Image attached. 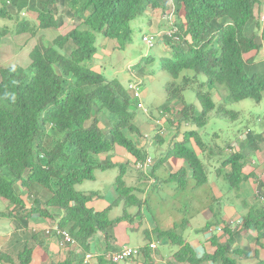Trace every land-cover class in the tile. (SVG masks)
Masks as SVG:
<instances>
[{"label":"trees","instance_id":"obj_1","mask_svg":"<svg viewBox=\"0 0 264 264\" xmlns=\"http://www.w3.org/2000/svg\"><path fill=\"white\" fill-rule=\"evenodd\" d=\"M260 3L261 0H0V20L12 24L1 29L0 38L25 36V41H29L38 31L57 30L65 18L78 22L68 33L57 35L48 44L35 43L29 50L26 68L20 65L0 68V200L7 209L6 214L0 212V220L10 225V230L25 231L32 216L49 218L84 249L90 238L99 232L111 237L110 231L126 216V209L136 207L139 212L148 203L150 193L146 191L147 197H144L142 189L126 185L123 177L131 171L127 164L100 163L101 169L119 167L114 180L118 197L114 202L124 203V215L109 219L108 211L88 208L87 203L97 195L77 188L95 179L94 170L98 165L93 156L110 157L108 154L116 147L135 160H143L147 154L126 134L127 131L137 132L130 91L117 79L109 80L90 67L98 52L99 40L124 51L133 42L134 31L130 27L133 21L140 19L149 26L158 10L163 14L162 19L171 13H180L186 26H180L175 35L189 36L190 42L179 39L180 43L172 45L165 38L161 40L171 50L170 57L160 63L175 78L171 84L172 101L183 98L187 87L185 83L176 82L178 75L193 74L205 78L199 88L221 85L233 101L259 102L264 96V64L244 60L243 55L261 48L256 38L260 24L254 16L255 6ZM27 13L35 15L33 24L20 17ZM162 19L155 23L159 24ZM261 38L264 40V25ZM159 44L160 40L158 43L153 40L154 47ZM143 62L148 65L152 61L144 58ZM135 67L141 75L146 73L143 65ZM199 98L203 109L200 117L193 121L200 127L215 105L208 93ZM103 110L115 120L113 125H105V129L99 127L102 117L96 116ZM229 117L234 120L237 115L232 113ZM261 129V135L249 131L238 150L228 143L231 152L222 159L220 167L227 166L230 170L222 169L216 174H222L229 188L239 191L243 181L254 177L259 191H264L263 180L253 172L243 173L247 157L253 158L256 151H264ZM190 137L193 145L188 142ZM154 138L156 147L162 141L158 134ZM183 138L174 143L166 157L183 160L187 170L192 172L195 185H202L207 180L203 156L207 153L206 147L195 132L185 133ZM187 170L181 168L157 180L164 182L165 189L169 187L166 184L177 181L181 188L185 185ZM150 175L153 177L147 172L142 177ZM247 204L246 199L241 203L243 207ZM249 212L243 218V228L264 237V206L253 207ZM220 223L224 224L221 239L225 235L228 239L221 243L212 236L210 242L215 251L201 259H196L194 251L174 230L162 231L157 227L155 231L158 238L167 236L171 245L180 247L174 253L179 261L201 264L208 259L234 264L228 258V249L234 242L241 241L240 231L230 229L225 221ZM213 224L209 222L207 228ZM241 251L250 255L248 248ZM28 263L29 252L24 251L19 256V264Z\"/></svg>","mask_w":264,"mask_h":264},{"label":"rangeland","instance_id":"obj_2","mask_svg":"<svg viewBox=\"0 0 264 264\" xmlns=\"http://www.w3.org/2000/svg\"><path fill=\"white\" fill-rule=\"evenodd\" d=\"M257 10L264 12V0H261L260 8H257ZM20 17L27 18L30 23L33 24L32 20H34L35 15L27 13L25 16L21 15ZM162 17L163 14H161L159 10L156 11L153 23H155L157 19H162ZM153 23L149 25L152 26L153 32L163 29V24L159 28L158 22H156L155 25H153ZM77 24L78 22H72L71 20L65 18V22L62 25L63 27L58 30V33L66 34ZM10 26H12L11 22L0 20V31L2 28H9ZM130 27L134 31L132 44L128 45L124 51H120L117 50V48L115 49V47L113 48L109 42L106 43L105 40H99L98 52L93 56V63L90 67L95 71L101 72L109 80L120 79L125 85L129 79H132V77L129 76L131 70L133 69L131 66H136L138 63H140L142 58L146 56L152 57L153 60L148 65L146 73L140 78L142 82L140 91H144L145 93L142 104L144 110H146L147 113H144L143 110H138L134 106L132 108V112L135 115L134 123L138 131L145 132V135L141 136L148 137L150 140L155 141V132L153 131L152 133H149V131H147V129L152 126L150 119L158 120L159 118H163L161 111L165 106L167 112L170 115L175 116L176 122H181L184 114L183 105L186 106L187 103H189V96L192 95L194 97L195 92L193 90H186L184 93L183 102L178 100L171 102L174 95L171 84L174 83V81L171 78V74L166 69H164L160 63L162 58L169 54V50L162 45H156L151 50L146 48V46L140 40L141 33H150L152 31L142 20L140 21V19H138L133 21L130 24ZM256 32H259V29L256 30ZM56 35L57 30L46 29L40 31V33L38 31L36 36L31 37L29 41H25V36L23 38L19 36L14 38V36L11 35L5 36L0 40V68L2 66L7 67L12 65H28L29 61L27 58V52L29 49L34 46L35 43L39 44L44 41V43L48 44V41L51 42ZM256 38L258 39V37ZM244 59H252L254 64H263L264 52L261 50L252 51L251 53L244 55ZM128 69L130 70L128 71ZM133 73L136 74L135 76H140L138 72L135 73V71H133ZM214 87L215 89H225L226 96H222L221 94L218 95L212 85L207 87V91L212 98L213 103L215 104V108L208 114L207 122L199 128V134L203 140V142H201L207 150V153L203 155L205 156L204 159H206L205 163L207 164L206 182L197 186L195 185V180L192 178V174H190L189 178L185 179V185L181 188L180 182L177 181L166 184L169 187H166L165 189L164 182L159 183L156 178H152L153 182L151 181L152 179H148V186L147 184L139 185L143 190L147 189V193H150L149 198H151V201H148V203L144 205L145 210L142 212L143 219L145 221L150 223L155 222L156 226L163 230H171L173 227H175L174 231L176 235L177 233L183 232V230H187V228H191L192 225H196V228L199 229V231L190 234L188 239L184 238V243L186 240H198V238L202 237V228L208 221L203 217L206 215V212L212 213L214 217L210 222H213L215 223L214 225H216L217 223H220L224 220L222 217V210L225 205L235 207L241 215V218H244L247 214H249L250 209L256 207V202L252 197L248 198L249 205L247 204V209L245 206L243 207L241 203L243 200L245 201V198L242 194V191L229 188L228 181L222 177V174L218 175L216 172L221 173L222 169L225 171L230 170L229 167H220V163L225 157L224 150L227 149V145L233 142L234 139H236L239 143V138L241 135H244V132L242 131L246 130L245 128L254 126L256 124H261L264 126V99L259 103H254V101L250 99L234 103L226 98L228 96V92L225 86L215 85ZM218 100H222V105L218 103ZM133 102L136 104L134 99ZM232 113L240 114L238 115V118L233 120L231 119L232 117H229L232 115ZM99 114L100 117H102L101 125L99 126L101 129L104 128V124H114V118H112L110 113H108L106 110ZM155 127L157 126L155 125ZM180 130H183L182 126L180 127ZM168 132L169 130L167 128L165 129L163 135H160V137L168 143L164 142V144L161 146L155 145L159 150L147 148L148 155L151 157V159L157 161L151 173L153 176L157 178L160 177L161 179L167 178L169 174L173 172L167 168L168 164H170V160L158 162L161 154L166 152L165 150L168 147L171 148L173 143L177 140L174 130H171L170 133ZM138 135L139 134L137 132L134 134L131 132L127 133V136L132 140H134ZM135 143L137 144V142ZM195 148L198 149L197 147ZM210 148H212V150H208ZM229 153L230 151L227 152L226 156ZM254 155L255 156L253 158L249 156L247 157L246 163L244 164V171L247 172L254 169L253 171L259 176V178L264 180V168L262 166L264 164V151H256ZM217 158H219V160ZM116 171L117 176L118 169L112 172L115 173ZM105 172L109 173L110 171L106 170ZM95 174H99L100 176L104 173H100L98 170L95 171ZM129 174L133 175V177H135L134 179L139 180L141 178L140 175L137 172L134 173L133 170L129 171ZM223 174H225V172ZM250 181L252 180H249L248 183ZM87 183L88 182H84L77 188L85 189L87 188ZM98 184H101L100 180L97 181V185ZM250 185L252 186L253 190L254 188L251 183H249L247 187H250ZM17 192H19L18 189ZM253 192H256V190ZM105 193L106 192H104V194ZM139 196H141V194ZM143 196L147 197V195L144 194ZM247 196L245 195V197ZM258 196L261 197L263 195L258 194ZM4 204L0 200V208L4 209ZM136 218L137 216H134L132 217V220ZM145 225L146 223L144 226ZM142 229L136 230V232H139L141 238L144 239ZM215 232H219L218 227L215 229ZM196 234H198L197 237ZM168 249L174 250L175 246L171 245V248ZM122 262H119V264H122Z\"/></svg>","mask_w":264,"mask_h":264},{"label":"crops","instance_id":"obj_3","mask_svg":"<svg viewBox=\"0 0 264 264\" xmlns=\"http://www.w3.org/2000/svg\"><path fill=\"white\" fill-rule=\"evenodd\" d=\"M147 131L151 133L152 127L150 126ZM140 133L142 135H145V132L143 131ZM141 137L142 136L140 135L136 137L137 139L135 138L137 145L138 147L147 150V147H150L152 145V142L148 143V141L146 140L142 141ZM177 140L180 141V137H178ZM150 148L158 150V148L153 146H151ZM109 156L110 157H106L105 155L93 156V159L95 161L94 163L98 165L94 170L95 179L92 181H85L88 182L86 185L87 188L83 190L91 191L95 195H97L87 203L89 209H92L96 212L106 210L108 211V217L110 219H116L124 215V203L122 201L114 202L118 197L116 187L113 184L117 171L115 173H113L112 171H115L117 169H101L99 167V164H127L130 169L134 171L133 163L135 161V158L122 150L120 147H116L113 151V155ZM169 160L170 164H168L167 168L173 172L177 171L183 166L181 160L174 158H171ZM98 170L100 171V173L104 174H101L100 176L99 174H95V171ZM106 170H109L110 172L106 173ZM135 172L136 170L134 171V173ZM250 172L252 171L245 172L243 168L244 174H248ZM134 178L135 177H133V175H130L129 172L123 177L126 185L137 187L141 184L142 178H140L139 180ZM152 178H156L158 180L161 179L160 177H151L150 175V177H144L143 181L145 184H147L148 179ZM98 180H100L101 184L97 185ZM249 180L252 179L243 181L241 183L242 185L240 186V190L242 191L244 198H247L248 203V198L252 197V195L254 194L253 191L256 190L257 193L259 192V188H257L254 180L249 182L253 185L254 189L252 190L251 185L250 187H247L249 184ZM151 181L153 182V179ZM104 192L106 193L104 194ZM143 194L145 195L146 192H144ZM259 194H262L264 196V191H260ZM245 195L249 196L245 197ZM263 196L261 197V203H263ZM149 201H151V198H149ZM3 208L4 209L0 208V212H3L5 210V206H3ZM144 210L145 209H140L138 213L141 212V214L137 215L138 219L136 218L132 220V217L135 216L136 207L127 208L126 216H124V218L120 220L110 231L111 237H105L104 234L97 233L88 241L87 249L82 248L75 241L73 245H59L58 237L44 236L42 233H38V231H35V229L40 230L46 224L45 220L38 216L32 217V220L29 224V230L26 229L25 231L20 232L18 230L21 229L10 230V225H6V222H2L0 220V264H19V256L24 251L29 252V264H80L86 253L93 254V259H91L88 264H115L109 260L108 255L117 252L121 248V246L126 245L140 248L141 254L136 258L128 259L123 262L121 261L122 264H186L179 262V260L174 257V253L179 249L178 246L175 245V249L170 250L168 248H171V241H169V239H167L166 237H161V239L157 237V233L155 231L157 226L155 222L150 223L143 219L142 212H144ZM240 216L241 215L235 207L225 205L222 210V217L224 219L223 221H226L227 223H235L238 219H241ZM203 217L204 219L208 220L204 226L209 225V222L213 219L212 213L206 212V215ZM144 222L146 223L145 226ZM209 227L211 231L206 232V234H204V236L202 235V237L198 238V240H186V242L189 243V245L195 252L196 259H201L205 255L212 254L214 252V246L210 243V239L212 236H214L213 234H216L217 236H221L222 234V231L220 232V229L219 232H215V229L217 227H222L221 225L218 226L213 224ZM141 229L143 230L145 240L141 238L139 232H136V230ZM196 230V225H192L191 228H187V230H183V232L178 234L188 239L189 235L195 233ZM250 233L251 232H246L243 235L247 236ZM197 236L198 234H196V237ZM252 240L253 239H251V241ZM238 242L240 241L234 243L237 244ZM150 243H154L156 247L154 249H150L148 247ZM258 244L260 245V247L258 245L248 244L247 241L242 239V246L248 245L257 251L256 256L249 258L244 264H256L258 261L264 260V240H260ZM201 264H220V262L210 261L206 259Z\"/></svg>","mask_w":264,"mask_h":264},{"label":"clouds","instance_id":"obj_4","mask_svg":"<svg viewBox=\"0 0 264 264\" xmlns=\"http://www.w3.org/2000/svg\"><path fill=\"white\" fill-rule=\"evenodd\" d=\"M261 4V3H260ZM260 4L259 5H256L255 6V9H254V16H255V20L260 24V26L259 27H257L256 28V30H258L259 29V32L257 33V37H258V39H259V44H261V48L259 49V50H261L262 52H264V40H262V38H261V34L263 33V25H264V12L263 11H258L257 10V8H260ZM22 15H24V14H22ZM66 19H68V18H66ZM70 20V19H69ZM72 21V20H71ZM73 22V21H72ZM162 24H163V29L162 30H160V31H157V32H153V28H152V26H148L150 29H151V31L152 32H150V33H147V32H142L141 33V36H140V40H141V42L146 46V48L148 49V50H151V49H153L154 48V46H153V40H156L157 41V43H158V41L160 40V44L159 45H162V46H164L166 49H168L169 50V54L167 55V56H165V57H167V58H169L170 57V55H171V50H170V48L166 45V44H164V42H161V40L163 39V38H165L166 40H168V41H170L171 43H172V45H175V44H177V43H180V40L179 39H185L186 41H188V42H190V38H189V36H181L180 38L178 37V35H175L177 32H178V29L180 28V26H186V21H185V18H184V16L182 15V14H177V15H175L174 13H171L167 18H163L162 19V21H160V23H159V28L162 26ZM153 25H155L154 23H153ZM166 25H168V26H166ZM61 27H63V26H61ZM60 27V28H61ZM60 28H58L57 29V35H65V34H60V33H58V30L60 29ZM56 35V36H57ZM55 36V37H56ZM5 36H3V37H1L0 38V40L2 39V38H4ZM54 37V38H55ZM147 38L148 40H143L144 38ZM48 43H49V41H48ZM31 49V48H30ZM29 49V50H30ZM258 50V51H259ZM252 52V51H251ZM250 52V53H251ZM28 53H29V51L27 52V58H28ZM247 54H249V53H247ZM247 54H244V55H247ZM244 55H243V59H244ZM165 57H163V58H165ZM144 58H149V59H151V61L153 60L152 59V57H150V56H146V57H144ZM144 58H142V61H140V63H138V64H140L141 66L143 65L144 66V68L146 69V71H147V67H148V65L145 63V62H143V59ZM162 58V59H163ZM244 60H246V59H244ZM28 61H29V58H28ZM29 64V63H28ZM137 64V65H138ZM264 64V63H263ZM22 66V65H21ZM28 65H26V66H22L23 68H26ZM135 66H131V68H133L132 70H131V72H130V77H132V79H129L128 80V82L124 85L122 82H121V80L120 79H117L119 82H120V84L122 85V87L124 88V89H126V90H129L130 91V94H131V99H132V104H133V106L134 107H136L138 110H143V112L144 113H147L146 112V110H144V108H143V104H142V100H143V98H144V95H145V93H144V91L143 92H141L140 91V88H141V86H142V82H141V80H140V78H141V76H143V75H141L140 73H139V71L137 70V68L135 67ZM130 68V69H131ZM130 69H128V71L130 70ZM94 70V69H93ZM95 71V70H94ZM133 71H135V73H139V75L140 76H135L136 74H134L133 73ZM96 72H98V71H96ZM171 78L173 79V80H175V78H173L172 76H171ZM177 79V83L178 84H182V83H185V84H187V87L184 89L185 91L186 90H193L194 92H195V96L193 97L192 95H190L189 96V98H190V101H189V103H187V105L186 106H184L183 105V119L181 120V122L179 121V122H176V120H175V116H173V115H170L168 112H167V110H166V108H165V106L163 107V109H162V113H161V115H163V118H159L158 120H154V119H150V117H149V119H150V123L152 124V131H151V133L154 131L155 132V134H154V137H155V135L156 134H158L159 136L161 135H163V133H164V131H165V129H167L168 128V130H169V132L168 133H170L171 132V130L173 131L174 130V132H175V136L178 138V137H180V141H178V140H176L174 143H177V142H181V141H183V137H184V134L185 133H188V132H195L196 134H197V136L200 138V140L203 142V140H202V138L200 137V134H199V128L201 127H199L197 124V122H194L193 120L196 118V117H200V114H201V112H202V109H203V103H202V101H201V99L199 98L201 95H203L204 93H208V91H207V88H199V84H200V82H202V81H205V78L202 76V75H197V76H195V75H193V74H187V75H183V74H181V75H178V77L176 78ZM112 80V79H111ZM213 88L215 89V87L213 86ZM185 91L183 92V98H181V99H179L178 101H181V102H183V99H184V93H185ZM215 92L218 94V95H222V96H226V91H225V89H222V88H220V89H215ZM228 92V91H227ZM209 94V93H208ZM210 96V95H209ZM211 98V97H210ZM226 98H228V100H230L231 102H234V103H236V102H240V101H233L231 98H230V96H227ZM133 99L135 100V102H136V104L133 102ZM263 99H264V96H263ZM263 99H261L259 102H261ZM246 100V99H245ZM250 100H252V99H250ZM174 101H176V100H174ZM242 101V100H241ZM252 101H254V100H252ZM171 102H173V101H171ZM170 102V103H171ZM259 102H255L254 101V103H259ZM218 103L219 104H221L222 105V100H218ZM215 105V104H214ZM214 109V108H213ZM212 109V110H213ZM211 110V111H212ZM104 111V110H103ZM166 111V112H165ZM210 111V112H211ZM102 112V111H101ZM101 112H99V113H101ZM209 112V113H210ZM99 113H97V117L98 118H100L101 119V117H100V114ZM208 113V114H209ZM208 114H207V118H208ZM240 113H236V115H237V117L236 118H238V115H239ZM135 116V115H134ZM207 118H206V121H205V123L207 122ZM204 123V124H205ZM203 124V125H204ZM101 125V122L99 123V126ZM105 125H107L108 126V124H104L103 125V127H105ZM134 125H135V123H134ZM155 125L157 126V127H155ZM180 125V126H179ZM136 126V125H135ZM179 126V127H178ZM183 127V130H180V127ZM178 127V128H177ZM137 128V127H136ZM261 128H263V131H264V127H263V125H261V124H256V125H254V126H250V127H248V128H245L246 130H243L242 132H244V135H241L240 136V142L238 143L237 142V140L236 139H234V141L233 142H231L232 144H233V146L235 147V149L236 150H238V145H240L241 143H243L244 142V140L246 139V136H247V133L249 132V131H254V132H257V133H260V135H261V131H262V129ZM103 129H105V128H103ZM241 132V133H242ZM128 133V131L126 132V134ZM131 133H136V132H131ZM137 133L139 134L138 136H140V135H142L139 131H138V129H137ZM138 136H136V137H138ZM128 137V136H127ZM131 137V136H130ZM133 138V137H132ZM142 139V141H148V143H150V142H152V145L151 146H153V142L154 141H152V140H150L148 137H141ZM161 138V137H160ZM131 139V138H130ZM132 140V139H131ZM157 139H155V141H156ZM134 143L136 142V140L134 139V140H132ZM161 143L159 144L160 146L162 145V144H164V140L161 138ZM200 141V142H201ZM188 142H190L192 145L194 144V142H193V138H189V141ZM201 142V143H202ZM166 143V142H165ZM168 143V142H167ZM174 143H173V145H174ZM189 143V144H190ZM230 143V144H231ZM203 144V143H202ZM135 145L138 147V145L135 143ZM173 145H172V147H173ZM150 146V147H151ZM150 147H147V148H150ZM154 147V146H153ZM171 147V148H172ZM195 147V146H194ZM138 148H140V147H138ZM171 148H167L165 151L166 152H164L163 154H161V157H160V159L158 160V162H164V160H169V159H171V158H174V157H166V153L171 149ZM142 149V148H141ZM147 154H146V156H145V158L143 159V160H135L134 161V163H133V169H134V171L136 170V172L140 175V177L142 178V180H143V177H142V175L144 174V173H147V172H151L152 170H153V168H154V166H155V164L157 163V161H155V160H153V159H151V157L148 155V152H147V150H145V149H143ZM159 150V149H158ZM211 150V149H210ZM195 151H196V153L201 157V155H200V151L198 150V149H196L195 148ZM230 150L227 148V149H225L224 150V156H226V154H227V152H229ZM231 152V151H230ZM113 153V151L111 152V153H109L108 155H113L112 154ZM220 156V155H219ZM174 159H178V158H174ZM178 160H181V159H178ZM148 161H150V162H148ZM181 161H183V160H181ZM245 166V165H244ZM263 166V165H262ZM227 167V166H226ZM181 168H184L185 170H187L188 168H186V165L184 164V162H183V166L181 167ZM180 168V169H181ZM230 168V167H229ZM113 169H119V167H115V168H113ZM179 170V169H178ZM177 170V171H178ZM254 170V169H253ZM252 170V172H253V174L254 175H256V173L254 172ZM177 171H174V172H172V173H170L171 175L172 174H175ZM169 174V175H170ZM190 174H192V172H190L189 170H187V174H186V178H189V175ZM257 176V178H259V176L258 175H256ZM145 177V176H144ZM147 178V177H146ZM185 178V179H186ZM192 178H193V176H192ZM194 179V178H193ZM250 179H252V180H254V183L256 184V182H255V178L253 177V178H250ZM260 179V178H259ZM115 180V179H114ZM124 180V179H123ZM186 182V181H185ZM263 182H264V180H263ZM113 184H114V181H113ZM141 184H145L144 183V181H142L141 182ZM257 185V184H256ZM115 186V185H114ZM139 186V185H138ZM135 187V188H140V189H142L140 186L139 187ZM147 186H148V183H147ZM258 187V186H257ZM16 190H17V187H16ZM143 190V189H142ZM147 191V189H145V190H143V192H146ZM257 192V191H256ZM256 192H254V194L252 195V198L255 200V202H256V207L255 208H261L262 206H264V198H262V200H263V203H261V197L260 196H258V194H259V192L257 193V195H256ZM246 201H247V198H246ZM249 204V203H248ZM30 207V206H29ZM142 209H145V208H142ZM6 212H7V209H6V207H5V210L3 211V212H1V213H5L6 214ZM138 214H141V212L140 213H138L137 212V208H136V212H135V216H137ZM32 217H34V216H32ZM32 217L30 218V221L32 220ZM40 218H42V219H44L45 220V222H46V224H45V226H43L40 230L39 229H35V231H38V233H42L44 236H54V237H58V241H59V245H73L74 244V240H73V238L69 235V233L66 231V230H64L66 233H68V235L70 236V238L72 239V243H63V237L61 236V232H63V230H59L58 229V227H57V225H56V223L57 222H52L49 218H43V217H40ZM30 221H29V224H30ZM219 225H221L222 227H218L219 229H220V232L222 231V234H223V228H224V224H222V223H219L218 224V226ZM228 225H229V228L230 229H232V230H235V232H238V231H240V233H239V235L241 236V241L240 242H238L237 244H233L232 246H230L229 247V250H228V258H229V260H231V261H233L234 262V264H244L249 258H252V257H255L256 255H254V252L256 251V250H254L253 248H251L250 246H248V245H245V246H242L241 245V242H242V239L243 240H245V241H247L248 242V244H253V245H258L259 247H260V245L258 244L259 243V241L260 240H264V237H258V234L255 232V231H253V230H247V229H245V228H243V218H241V219H238L235 223L234 222H228ZM174 228L175 227H173L172 228V230H174ZM210 228V227H209ZM209 228H207V226H204L203 228H202V232H203V235L204 234H206V232H210L211 230L209 229ZM28 230H29V227L27 228ZM160 230H162V231H167V230H163V229H160ZM19 232L20 231H22V230H18ZM199 231V229H197L196 230V232H198ZM246 232H251L250 234H248L247 236L245 235H243L244 233H246ZM99 233H101V232H99ZM181 233V232H180ZM103 234V233H102ZM221 234V236H217L216 234H213L215 237H217V238H219L220 239V242L222 243V242H224V241H226L227 239H228V237H227V235H225V238H222L221 239V237H223V235ZM164 237H166L167 239H168V237L167 236H164ZM177 237H180L182 240L184 239V237L183 236H181L180 234H178L177 233ZM61 239V240H60ZM251 239H253L252 241H251ZM211 243V242H210ZM150 244H153L154 245V248L156 247V245L154 244V243H150ZM150 244L148 245V247L150 248V249H152L151 247H150ZM185 244H187L191 249H192V247L189 245V243L188 242H185ZM126 246H129V245H126ZM177 246V245H176ZM122 247H124V246H121V248ZM129 247H132V246H129ZM179 247V246H178ZM120 248V249H121ZM132 248H135V249H138V251H139V255L138 256H140V254H141V249L140 248H137V247H132ZM153 248V249H154ZM180 248V247H179ZM241 248H243L244 250L245 249H247L248 248V251L250 252V255L249 256H246V254H245V251H241ZM120 249L118 250V251H120ZM236 249H239V250H237V252H235V250ZM179 250V249H178ZM177 250V251H178ZM193 250V249H192ZM117 251V252H118ZM176 251V252H177ZM214 251H215V247H214ZM117 252H115V253H117ZM195 253V252H194ZM214 253V252H213ZM212 253V254H213ZM86 254H89V253H86ZM85 254V255H86ZM91 254V253H90ZM112 254H114V253H111V254H109L108 255V258H109V260H110V255H112ZM84 255V256H85ZM92 255V257H91V259H93V254H91ZM138 256H134V257H131V258H128V259H132V258H136V257H138ZM84 258V257H83ZM90 259V260H91ZM128 259H125V260H128ZM89 260V261H90ZM83 261V260H82ZM111 261V260H110ZM124 261V260H123ZM179 262H181V263H186V264H189L187 261H179ZM220 262V261H219ZM89 263V262H88ZM87 263V264H88ZM113 263V262H112ZM260 263H264V260H261V261H258L256 264H260ZM29 264V263H28ZM80 264H82V262L80 263ZM116 264V263H115ZM220 264H221V262H220Z\"/></svg>","mask_w":264,"mask_h":264},{"label":"built area","instance_id":"obj_5","mask_svg":"<svg viewBox=\"0 0 264 264\" xmlns=\"http://www.w3.org/2000/svg\"><path fill=\"white\" fill-rule=\"evenodd\" d=\"M143 40H148L146 37ZM150 162V161H148ZM61 236L63 237V243H72V239L70 238V236L68 235V233H66L65 231L61 232ZM151 248H154L153 244H150ZM139 255V251L138 249L129 247V246H124L120 249V251H118L117 253H114L112 255H110V260L113 263H119L125 259L134 257V256H138ZM92 255L86 254L83 258L82 264H87L89 262V260L91 259Z\"/></svg>","mask_w":264,"mask_h":264}]
</instances>
